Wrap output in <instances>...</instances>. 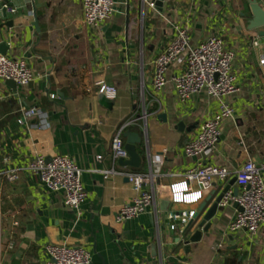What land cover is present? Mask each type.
Segmentation results:
<instances>
[{
    "label": "crops",
    "instance_id": "obj_1",
    "mask_svg": "<svg viewBox=\"0 0 264 264\" xmlns=\"http://www.w3.org/2000/svg\"><path fill=\"white\" fill-rule=\"evenodd\" d=\"M156 1L115 0L113 18L98 31L84 25L82 0H17L16 14L5 18L0 11L6 56L26 60L35 75L16 93L0 80V264H46V247L61 243L88 250L91 264H264V225L255 236L228 231L235 205L219 210L210 235L192 244L189 254L181 233L186 225L171 217L198 211L223 190L215 183L198 203H173L171 186L197 163L231 170L249 159L264 164V27L249 29L242 16L250 12L247 0H165L162 11L149 7ZM178 25L189 28L192 45L220 35L236 54L237 91L226 99L234 118L223 124L217 149L199 157L183 148L215 112L216 100L201 92L180 104L172 81L178 65L169 69L163 92L152 85L153 61L173 41ZM99 83L115 86L118 98L102 99ZM32 108L38 114L24 119ZM145 113L146 133L139 127L124 132L142 140L141 167L114 162L111 145L119 128ZM123 138L126 145L128 137ZM59 155L83 171L87 198L78 214L65 207L62 191L24 172L34 157L48 161ZM15 170L19 178L9 182L6 174ZM104 170L152 172L156 205L117 224L119 210L136 193L124 177L104 179Z\"/></svg>",
    "mask_w": 264,
    "mask_h": 264
},
{
    "label": "built area",
    "instance_id": "obj_2",
    "mask_svg": "<svg viewBox=\"0 0 264 264\" xmlns=\"http://www.w3.org/2000/svg\"><path fill=\"white\" fill-rule=\"evenodd\" d=\"M3 2V9L14 15L17 9ZM151 9L156 8L155 2L148 4ZM115 0H82L84 25L94 31L105 26L115 14ZM175 37L153 61L152 85L156 93H161L168 85L167 74L171 67L178 65V72L172 78L178 102L187 105L191 98L201 92L217 102V109L212 116L203 121L197 135L184 145V152L190 157L208 155L217 149L222 135L225 121L234 118L233 107L227 98L237 91V77L233 64L236 54L228 48L226 41L220 35H214L198 45H192L189 28L174 26ZM256 44V43H255ZM257 45V44H256ZM264 66V57L260 61ZM35 79L29 63L23 59H14L0 54V80L13 81L18 87H27ZM98 94L115 100L118 90L115 86L105 83L97 84ZM52 99L56 96L52 95ZM145 98V96H144ZM153 101L156 98L153 97ZM146 102L143 109L146 112ZM38 114L35 108L24 115V119ZM147 113L133 116L124 121L114 137L111 145V156L114 162L128 160L125 150L124 132L131 127H139L147 131ZM101 160V157H98ZM24 172L37 177L49 189L62 191L64 205L74 213H80L81 205L87 198L83 185V171L68 156H55L50 162L45 157H34ZM104 179L115 176L126 178L132 185L136 196L119 210L116 222L121 225L148 212L156 205L155 176L150 173H119L115 170L102 171ZM181 181L172 185L174 204H195L202 200L204 193L209 191L215 183L224 189L229 182L236 178L238 194L233 190L224 195L219 203L220 209H228L237 205V211L229 224L231 234L246 232L252 236L258 234L264 225V164L258 165L247 160L239 169L231 170L226 166L199 162L179 175ZM19 178V171L6 174L9 182ZM195 187L198 190L195 191ZM240 209V210H239ZM195 212L188 214H173V220H180L187 225L194 218ZM16 226L18 224H15ZM182 233V232H181ZM46 264H91V253L83 247L70 246L66 243L48 245L46 247Z\"/></svg>",
    "mask_w": 264,
    "mask_h": 264
},
{
    "label": "water",
    "instance_id": "obj_3",
    "mask_svg": "<svg viewBox=\"0 0 264 264\" xmlns=\"http://www.w3.org/2000/svg\"><path fill=\"white\" fill-rule=\"evenodd\" d=\"M165 0H157L156 1V7L159 8L160 11L163 10ZM172 1V0H169ZM249 4L250 12L248 14L242 15L244 18L248 20L249 29L250 30H258L260 28L264 27V5L263 3H260L258 0H247ZM17 5V0H13V2H10L9 6ZM2 6V4L0 5ZM32 12L33 17L35 19L34 27L37 29V31H40L39 29V21L37 17V12L34 6H32ZM2 15L7 18V11L5 9L2 10ZM8 51V47L6 44L0 45V54L6 55ZM6 85L11 88L15 93L18 90V86L13 81H7ZM105 98L102 95V99ZM159 119H166L165 115H160L158 117ZM180 131L185 130V124L180 123L179 124ZM124 137H128L127 144L125 145V150L128 153V160H120L119 164L125 167H130L133 169H139L141 167L142 159L137 151V144L141 143V138L137 134L133 133H126ZM51 160H48L50 162ZM236 178L232 179L229 184L218 194L214 195L209 199L207 203H205L198 211L195 212L194 218L189 221V223L186 225L185 229L183 230L182 234L183 237H185L187 240L184 242L185 245V251L187 254L190 253L192 244L199 243L204 234L206 236L210 235V230L214 226V222L216 221L217 215L219 213V203L221 202L222 198L225 194L230 192L232 188L236 185ZM234 194H238V189L233 190ZM236 208L237 205H235ZM240 210V209H239ZM164 209L163 212H166ZM193 228H196L197 231L190 236V233ZM180 242V241H179Z\"/></svg>",
    "mask_w": 264,
    "mask_h": 264
}]
</instances>
